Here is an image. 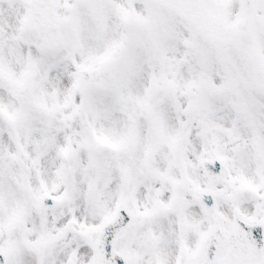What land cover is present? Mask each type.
<instances>
[{
  "label": "snow or ice",
  "instance_id": "1",
  "mask_svg": "<svg viewBox=\"0 0 264 264\" xmlns=\"http://www.w3.org/2000/svg\"><path fill=\"white\" fill-rule=\"evenodd\" d=\"M0 264H264V0H0Z\"/></svg>",
  "mask_w": 264,
  "mask_h": 264
}]
</instances>
